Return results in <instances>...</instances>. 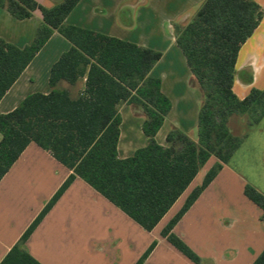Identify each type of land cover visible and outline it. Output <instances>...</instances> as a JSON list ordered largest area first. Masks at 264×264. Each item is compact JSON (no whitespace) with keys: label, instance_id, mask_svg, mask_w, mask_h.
Wrapping results in <instances>:
<instances>
[{"label":"trees","instance_id":"obj_1","mask_svg":"<svg viewBox=\"0 0 264 264\" xmlns=\"http://www.w3.org/2000/svg\"><path fill=\"white\" fill-rule=\"evenodd\" d=\"M80 1L63 0L47 9L35 0H0V8L17 20L29 19L36 11L43 17L29 46L19 48L0 38V101L55 32L71 44L51 68L49 94H32L12 112L0 114V181L32 143L72 171L1 264H40L22 245L76 178L152 231L215 157L218 161L202 185L162 231L172 246L201 264L172 231L241 147L244 138L230 132L229 119L247 117L250 125H256L264 118V90L252 89L243 100L233 91L239 51L260 25L264 10L252 0H206L192 21L177 31V46L204 101L198 115V140L175 130L163 147L155 137L172 105L161 80L151 76L161 53L67 24ZM84 78L85 89L77 97L58 88L63 81L75 85ZM123 104L136 105L147 116L143 131L148 144L127 159L118 153ZM244 194L260 207L264 219V195L251 185L245 186ZM155 246L156 242L137 264H143ZM253 264H264V250Z\"/></svg>","mask_w":264,"mask_h":264},{"label":"crops","instance_id":"obj_2","mask_svg":"<svg viewBox=\"0 0 264 264\" xmlns=\"http://www.w3.org/2000/svg\"><path fill=\"white\" fill-rule=\"evenodd\" d=\"M35 1L51 9L63 0ZM205 1L81 0L66 19L67 24L162 54L151 76L161 80L162 91L172 105L155 137L163 147L168 146L166 139L173 129L198 140V115L204 95L177 46L176 33L192 21ZM252 1L264 10V0ZM42 21L40 11L29 19L17 20L0 8V38L19 48L29 46ZM70 48V42L55 32L0 101V114L12 112L32 94H49L51 68ZM85 83L86 78L75 85L63 81L58 88L77 97ZM77 85L74 94L71 89ZM252 89L264 90V17L241 47L236 62L234 93L243 100ZM132 112L143 113L136 105L120 107L121 159L148 144L143 131L146 117H128ZM132 119L138 126L125 132ZM228 127L234 136L244 138L240 150L252 155L243 162L253 171V177L232 166L237 150L172 231L201 259V264H253L264 250L263 211L244 194L245 186L251 185L264 195V118L250 125L247 117L233 116ZM217 161L215 157L209 159L152 231H146L84 180L76 178L22 248L40 264H137L156 242L143 264H195L172 246L162 231ZM71 173L34 143L10 168L0 181V264Z\"/></svg>","mask_w":264,"mask_h":264},{"label":"rangeland","instance_id":"obj_3","mask_svg":"<svg viewBox=\"0 0 264 264\" xmlns=\"http://www.w3.org/2000/svg\"><path fill=\"white\" fill-rule=\"evenodd\" d=\"M161 44H163V40H162V42H160ZM161 59H162V54H161ZM160 59V60H161ZM159 60V61H160ZM158 61V62H159ZM156 66V65H155ZM154 66V67H155ZM77 89H78V85L76 86V87H74V88H72L71 90L74 92V94H76V91H77ZM142 112H143V110H142ZM144 113V112H143ZM140 114V113H138V114H135L134 112H132V114L131 115H129L128 114V117H146L147 118V116L145 115V113L144 114ZM141 115H143V116H141ZM136 121L137 120H135V119H132V120H130L127 124H126V127H125V132L126 131H129V129L130 128H132V127H134V128H136L137 126H138V124L136 123ZM175 130H178V129H173L172 131H175ZM189 137V136H188ZM190 138V137H189ZM191 139V138H190ZM192 140V139H191ZM241 148V147H240ZM240 148L238 149V153L235 155L236 156V158H235V160H234V162H232V166L236 169V170H238L239 172H243L246 176H250V177H253V175H252V172L253 171H250L249 170V166L248 165H246L244 162H243V159L244 158H246V160L248 161V160H250V158H251V154H248L247 155V153L246 154H242V152L241 151H244V150H240ZM225 165H227V164H225ZM224 165V166H225ZM223 166V167H224ZM223 169V168H222ZM221 172V171H220ZM219 172V173H220Z\"/></svg>","mask_w":264,"mask_h":264}]
</instances>
